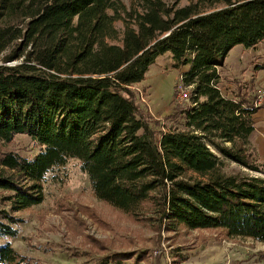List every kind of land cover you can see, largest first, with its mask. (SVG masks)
<instances>
[{"label":"trees","instance_id":"16d2710c","mask_svg":"<svg viewBox=\"0 0 264 264\" xmlns=\"http://www.w3.org/2000/svg\"><path fill=\"white\" fill-rule=\"evenodd\" d=\"M138 4L0 0V141L27 134L40 146L32 158L0 152V236L17 235L16 214L43 203L49 176L76 159L100 200L137 219L264 242V177L230 166L264 172L252 143L263 106L255 83L229 89L222 74L235 46L264 41V0ZM119 20L123 42L113 44ZM167 52L173 67H188L191 103L182 126L163 131L134 87ZM140 256L117 252L101 264ZM0 264L30 262L7 241Z\"/></svg>","mask_w":264,"mask_h":264},{"label":"rangeland","instance_id":"374dc122","mask_svg":"<svg viewBox=\"0 0 264 264\" xmlns=\"http://www.w3.org/2000/svg\"><path fill=\"white\" fill-rule=\"evenodd\" d=\"M122 1L128 7L139 5L138 0ZM188 3L189 0H180L181 6ZM116 27L118 37L109 42L122 44L125 22L119 20ZM262 64L264 41L256 48L235 46L222 68L226 87L235 89L243 82L255 83L258 93L264 87L257 86L256 78L261 70L255 68ZM187 69L173 67L172 55L167 52L150 66L145 80L134 87L141 112L156 119L163 131L182 126L180 111L191 103V87L184 84ZM261 75L264 77V71ZM263 131V118H258L252 136L257 148ZM5 150L32 158L40 146L27 134H19L12 143L0 141V152ZM260 163H264L263 155ZM230 166L264 177V172L233 163ZM4 194L0 191V200ZM16 215L22 219L17 235L0 236V245L11 242L30 264H101L102 258L117 252L141 255L139 264H264V242L250 237H230L222 229L170 231L154 218L137 219L100 200L76 159L49 176L43 203Z\"/></svg>","mask_w":264,"mask_h":264},{"label":"crops","instance_id":"0c3cea01","mask_svg":"<svg viewBox=\"0 0 264 264\" xmlns=\"http://www.w3.org/2000/svg\"><path fill=\"white\" fill-rule=\"evenodd\" d=\"M263 71H264V69L261 70L257 74L256 82H257V86H259V87L261 85H262V87H264V77H262V75H261ZM262 111L264 112V107L259 109L258 112L255 115V122H256L255 124H256V126H257L258 118H263V125H264V113H261ZM257 144H258V151H259L260 155L264 156V131H263V134H261L260 137L258 138Z\"/></svg>","mask_w":264,"mask_h":264},{"label":"built area","instance_id":"2783aa9c","mask_svg":"<svg viewBox=\"0 0 264 264\" xmlns=\"http://www.w3.org/2000/svg\"><path fill=\"white\" fill-rule=\"evenodd\" d=\"M255 106H264V88L258 90L256 99H255Z\"/></svg>","mask_w":264,"mask_h":264},{"label":"water","instance_id":"95a60500","mask_svg":"<svg viewBox=\"0 0 264 264\" xmlns=\"http://www.w3.org/2000/svg\"><path fill=\"white\" fill-rule=\"evenodd\" d=\"M167 34H169V33H167ZM167 34H166V35H167Z\"/></svg>","mask_w":264,"mask_h":264}]
</instances>
